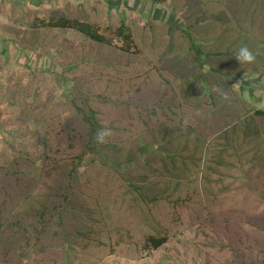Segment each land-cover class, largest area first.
<instances>
[{
	"label": "rangeland",
	"instance_id": "1",
	"mask_svg": "<svg viewBox=\"0 0 264 264\" xmlns=\"http://www.w3.org/2000/svg\"><path fill=\"white\" fill-rule=\"evenodd\" d=\"M63 17L91 24L111 43L49 26ZM194 41L211 46L205 58ZM233 42L248 45L256 61H235ZM262 66L264 0H0V264H58L70 249L82 260L85 250L88 264H264V170L245 153L240 160L243 149L230 147L227 158L237 162L227 167L242 182L228 185L216 166L200 173L183 164L193 162L183 142L193 145L196 133L172 137L169 150L185 155L169 166L172 178L119 172L103 164L118 153L102 151L107 141L131 145L155 128L192 130L209 115L217 77L233 78L229 88L264 110ZM73 100L97 113L99 155L107 154L103 162L86 157L75 177L87 128ZM257 145L251 152L264 164ZM87 222L96 227L83 249ZM150 236L167 241L152 249Z\"/></svg>",
	"mask_w": 264,
	"mask_h": 264
},
{
	"label": "trees",
	"instance_id": "2",
	"mask_svg": "<svg viewBox=\"0 0 264 264\" xmlns=\"http://www.w3.org/2000/svg\"><path fill=\"white\" fill-rule=\"evenodd\" d=\"M154 1L165 2L167 0ZM49 26L55 28L76 30L90 40L97 43H111L110 39L102 34L97 28L78 19H68L64 17L54 19L53 21L49 22ZM118 36L125 45L123 49L127 52H130L134 45V41L132 38V34L129 32V29L125 24H122V26L119 28ZM233 43L234 44L230 43V45L228 46V53L230 51L232 53L235 51L234 54L236 55L238 51L237 46L239 43ZM208 49H211V46L208 48V46L206 44H203L202 41L201 43H199L198 41L193 42L192 51L194 50L196 52L197 57L205 58ZM213 60L214 59L210 60L211 65H213ZM235 61L239 62L237 59ZM254 67H256V65L249 66V69H254ZM262 68L264 70V66H262ZM213 69H210L209 72ZM246 70L247 69H243V66H237L234 72L242 73ZM229 81L230 82H226V79H224V77L223 79L217 77L218 83L214 85L210 84L214 99L213 101L209 100L208 103L206 102V105L208 106L207 112H209V115L204 120L203 117L197 119V121L199 120V126L198 124L196 126L192 124V130L181 129L178 125L174 128H155L152 132H144L141 134L139 133L131 137V145L124 143L109 144V141L106 140L107 144L103 147L102 151L105 153H113L114 155L118 153V157L115 156L113 159H107L104 162L100 159V148L98 149L100 143L97 139V136H101V124L99 122L97 113L94 109L87 106L88 104L82 107L79 105L78 101L73 100L75 109L81 115V123L82 125L84 124V126L87 128V131L84 134V140L86 139L87 145L78 158V164L76 165L74 170L71 171L72 175L70 176L75 177V174H78L76 173V171L80 170V168L83 167V163L86 157L91 156V160L100 159L103 164L106 163L107 167L115 168L119 172H128V170L130 169L131 171H134L139 175L142 173L140 176L145 181L152 180L156 176L163 178H172L173 172L171 171V168H169V166L173 167L176 163H178L177 161L180 160L181 157H185V155H178L177 153H174V150H169L170 143L172 144L173 140L172 137L174 136V134H180L181 132H184V135L181 136V138L184 139L188 138L190 134L196 133L198 135V137L193 141V145L189 144L190 142L188 141L183 142L184 147L182 148V151L187 153V151L190 150L189 155H191V161L193 160V162H191L190 164H185L183 162L182 163L185 166L189 165L198 168V171H200V173L201 167L209 166L210 168L212 166H216L215 171H218L217 174L219 177L221 176L222 181H226V185H228L229 183H234V181L237 183L242 182L238 170L227 167L228 161L226 160L237 162V156L233 159L227 158L228 155L231 156L230 147H233L234 149H240V151L243 149L242 154L239 156V159L242 160L245 155L246 158L249 156V160L257 162V164H259L264 170L263 162L260 163L259 161H257L256 157L254 156L255 153L251 152V144L256 140L258 145L262 143L264 146V110L252 108L253 104L245 101L240 92L235 91L233 88H229L234 83V79L231 78L229 79ZM219 87L222 89L226 88L222 94H219ZM198 99H200V97H197L194 100L195 104L197 103ZM218 99L222 100L221 104ZM223 104V108L228 112L232 106L235 107L238 112L234 114H237L238 116L227 114V112L224 111L223 113L222 110L220 111V108ZM212 112H214L213 115ZM220 134H222L223 137L218 141L217 138ZM212 137H214L215 140H213L212 142V145L210 147L211 150L205 151L207 144L211 142L210 139ZM258 140L260 141V143ZM263 146L262 150L259 152V156L262 152V156L264 159ZM244 153L245 155H243ZM104 155H102V157ZM91 218L92 216L90 215L88 218L86 217L82 220H91ZM94 227H96V225L89 222L80 226L78 237L81 236L82 239L79 240H83L84 242L83 249H86L85 241H87L88 239H93L94 235H92V232ZM166 241V237L157 238L150 236L148 238V245L151 246L152 249H159L166 243ZM69 242L72 243L71 241ZM84 253L85 250L83 251L82 260V253H79L78 256H73V252L70 249L64 255V259L58 264H88L85 260Z\"/></svg>",
	"mask_w": 264,
	"mask_h": 264
},
{
	"label": "clouds",
	"instance_id": "3",
	"mask_svg": "<svg viewBox=\"0 0 264 264\" xmlns=\"http://www.w3.org/2000/svg\"><path fill=\"white\" fill-rule=\"evenodd\" d=\"M235 58L240 62L241 65H243V64H251L255 62L257 59V56L246 45H242L239 47L235 55ZM99 139L101 142H103V136H100Z\"/></svg>",
	"mask_w": 264,
	"mask_h": 264
},
{
	"label": "crops",
	"instance_id": "4",
	"mask_svg": "<svg viewBox=\"0 0 264 264\" xmlns=\"http://www.w3.org/2000/svg\"><path fill=\"white\" fill-rule=\"evenodd\" d=\"M9 1V0H8ZM11 1V0H10Z\"/></svg>",
	"mask_w": 264,
	"mask_h": 264
}]
</instances>
